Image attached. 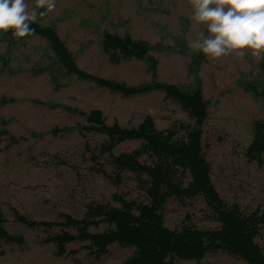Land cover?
I'll list each match as a JSON object with an SVG mask.
<instances>
[{"label":"rangeland","instance_id":"obj_1","mask_svg":"<svg viewBox=\"0 0 264 264\" xmlns=\"http://www.w3.org/2000/svg\"><path fill=\"white\" fill-rule=\"evenodd\" d=\"M27 3L29 11L36 7L35 0ZM192 12L190 0H56L55 9L38 14L36 22L55 26L79 69L89 74L129 86L161 81L185 90L200 88L208 106L200 149L211 165L215 189L247 213L263 210L264 171L246 156L253 123L264 120V97L250 90L251 85L259 90L264 86L263 53L258 57L243 50L242 57L233 52L212 58L193 51L188 45L206 31V25L190 21ZM105 33L155 45L150 55L157 65L152 68L146 58L111 61L103 48ZM5 34L0 32V209L8 220L7 231L24 242L0 241V264H130L136 248L118 242L101 254L89 249V242L75 240L60 255L56 244L46 240L59 228L29 227L17 222L14 212L54 222L62 220V214L81 219L96 203L121 207L123 200L133 202V208L140 202L149 205L135 174L125 173L116 184L93 169L86 138L78 129L86 121L77 111L100 109L108 125L117 122L130 128L148 115L162 130L194 120L161 89L125 95L65 71L41 36ZM105 139L88 135L97 151ZM140 145V140H128L115 153ZM162 214L164 225L172 230H180L188 220L201 229L219 226L208 217L202 196L185 202L170 197ZM104 229L102 224L91 227L92 232ZM257 240L264 250V237ZM178 264L249 263L219 250Z\"/></svg>","mask_w":264,"mask_h":264},{"label":"trees","instance_id":"obj_2","mask_svg":"<svg viewBox=\"0 0 264 264\" xmlns=\"http://www.w3.org/2000/svg\"><path fill=\"white\" fill-rule=\"evenodd\" d=\"M31 27L34 34L47 41L68 73L128 96L161 89L180 103L194 123H182L179 128L175 125L162 130L156 127L153 118L148 115L140 125L130 128L117 122L108 125L100 109L77 111L86 121L78 124V129L86 138L85 149L90 154L93 169L116 184L125 173L135 174L147 191L149 205L140 202L133 208V202L123 200H119L122 202L121 207L96 203L89 206L86 216L81 219L62 214L63 219L54 222L32 220L15 211V220L29 227L59 228L60 231L46 240L56 244L60 255H64L69 242L81 240L89 242V249L91 247V250L101 254L114 242L135 247V254L128 261L130 264H178L180 260H202L207 253L219 250L242 258L249 264H264V250L257 240L264 237V209L247 213L238 203L223 199L212 183L211 165L201 153L202 124L208 108L201 89L185 90L176 84L161 81L129 86L89 74L79 69L55 26H43L35 22ZM5 35H12L11 30ZM103 48L113 62L146 58L152 61V68L157 65V59L150 55L155 45L146 40L105 33ZM261 70L264 76V53ZM250 90L254 95L264 97V86L259 90L251 85ZM252 128L254 136L247 147L246 156L264 171V120L255 121ZM60 131L54 130L55 133ZM182 131L184 134H180ZM92 133L106 137L98 151L89 144L88 135ZM132 139L140 140L141 145L132 151L115 153L121 143ZM103 155L106 156L105 160H101ZM201 196L206 202L208 217L218 222L219 226L201 229L189 220L184 222L180 230H172L164 225L163 206L170 197L185 202L187 198ZM134 210L139 212L134 213ZM7 221L0 209V241L24 242L22 237L7 231ZM101 224L105 226L103 231H91V227Z\"/></svg>","mask_w":264,"mask_h":264},{"label":"clouds","instance_id":"obj_3","mask_svg":"<svg viewBox=\"0 0 264 264\" xmlns=\"http://www.w3.org/2000/svg\"><path fill=\"white\" fill-rule=\"evenodd\" d=\"M190 21L206 25V31L197 33L189 48L212 58L238 57L243 50L253 56L264 53V0H190ZM29 11L27 0H0V32L11 30L13 36L31 35L37 16L56 7V0H35ZM37 9H43L39 12Z\"/></svg>","mask_w":264,"mask_h":264}]
</instances>
